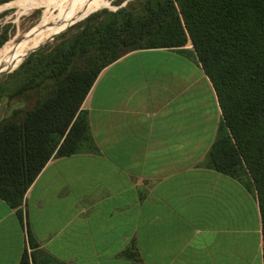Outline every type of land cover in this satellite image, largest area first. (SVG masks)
Segmentation results:
<instances>
[{
  "label": "crops",
  "instance_id": "1",
  "mask_svg": "<svg viewBox=\"0 0 264 264\" xmlns=\"http://www.w3.org/2000/svg\"><path fill=\"white\" fill-rule=\"evenodd\" d=\"M82 109L96 150L53 157L21 207L0 198V264H264L256 190L206 166L223 116L194 57L130 52Z\"/></svg>",
  "mask_w": 264,
  "mask_h": 264
},
{
  "label": "trees",
  "instance_id": "2",
  "mask_svg": "<svg viewBox=\"0 0 264 264\" xmlns=\"http://www.w3.org/2000/svg\"><path fill=\"white\" fill-rule=\"evenodd\" d=\"M87 43L92 66L72 73L68 67ZM188 44L223 116L206 166L257 191L264 236V0H142L74 37L56 94L21 123L0 124V198L19 208L53 157L82 153L89 143L86 151L96 150L82 106L106 67L133 51L183 53ZM118 47L129 51L110 56ZM20 264H30L26 254Z\"/></svg>",
  "mask_w": 264,
  "mask_h": 264
},
{
  "label": "rangeland",
  "instance_id": "3",
  "mask_svg": "<svg viewBox=\"0 0 264 264\" xmlns=\"http://www.w3.org/2000/svg\"><path fill=\"white\" fill-rule=\"evenodd\" d=\"M23 1L26 0H0V7L3 6L0 8V52L5 45L27 42L34 34H41L50 29H59L60 35L55 36L56 38L50 40L51 42L44 47L40 48L41 45L34 50L35 52H30L14 70L0 79V124L21 123L29 111L56 94L65 76V74L60 76L63 65L61 62L74 37L106 19L109 13L136 8L142 2V0H81L72 15L69 10L75 6V1H68L57 7L39 6L28 10L17 7ZM70 15L72 18H69ZM91 48L93 46L88 43L82 46L83 53L75 57L68 70L75 73L90 68L92 64L89 63V54L93 52ZM128 51L129 49L118 47L110 56L123 55ZM183 54L194 57L198 62L191 44L184 48ZM102 61L100 58L97 63L100 64ZM90 147V143L85 144L83 152ZM30 255L31 253L28 254V259Z\"/></svg>",
  "mask_w": 264,
  "mask_h": 264
},
{
  "label": "bare ground",
  "instance_id": "4",
  "mask_svg": "<svg viewBox=\"0 0 264 264\" xmlns=\"http://www.w3.org/2000/svg\"><path fill=\"white\" fill-rule=\"evenodd\" d=\"M68 1L76 2L75 6H73L72 9L69 10V13L72 14L74 9H76L78 4H80L81 0H26V1L20 2L19 5L17 4L18 5L17 7L23 10H28V9L39 7V6L40 7H44V6L57 7L63 3H67ZM69 18H72L71 15L69 16ZM59 32H60L59 29H56V30L50 29L41 34H34L31 40L27 42L21 41L13 45H10V44L9 46L5 45V48H3V50H1L0 52V75L2 74L7 75L8 73H10V71L14 70L21 63V61L26 57V55H28L30 52L37 49L39 46L52 40L55 36L59 34ZM15 49H17L18 51L15 52L14 51Z\"/></svg>",
  "mask_w": 264,
  "mask_h": 264
},
{
  "label": "water",
  "instance_id": "5",
  "mask_svg": "<svg viewBox=\"0 0 264 264\" xmlns=\"http://www.w3.org/2000/svg\"><path fill=\"white\" fill-rule=\"evenodd\" d=\"M71 26H72V25H71ZM71 26H70V27H71ZM59 35H60V34H59ZM59 35H58V36H59ZM56 37H57V36H56ZM56 37H54L51 41H53ZM51 41H49V42H51ZM49 42L43 44L40 48L44 47V46H45L46 44H48ZM40 48H39V49H40ZM36 51H37V50H36ZM34 52H35V51H34ZM28 56H29V55H28ZM28 56H27V57H28ZM27 57H26V58H27ZM26 58H25V59H26ZM25 59H24V60H25ZM3 76H5V74L0 75V79H1Z\"/></svg>",
  "mask_w": 264,
  "mask_h": 264
}]
</instances>
